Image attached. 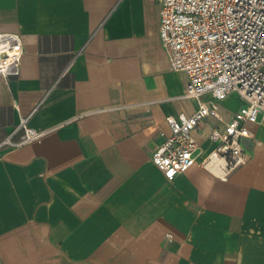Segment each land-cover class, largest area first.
Instances as JSON below:
<instances>
[{
    "label": "crops",
    "instance_id": "0c3cea01",
    "mask_svg": "<svg viewBox=\"0 0 264 264\" xmlns=\"http://www.w3.org/2000/svg\"><path fill=\"white\" fill-rule=\"evenodd\" d=\"M159 18L160 0H0V31L22 41L0 142L26 117L49 130L0 150V264H264V113L225 179L196 163L167 181L151 162L166 117L197 109ZM213 125L192 131L200 152Z\"/></svg>",
    "mask_w": 264,
    "mask_h": 264
},
{
    "label": "built area",
    "instance_id": "2783aa9c",
    "mask_svg": "<svg viewBox=\"0 0 264 264\" xmlns=\"http://www.w3.org/2000/svg\"><path fill=\"white\" fill-rule=\"evenodd\" d=\"M159 38L170 68L187 77L182 97L195 100L197 109L166 117L169 134L160 133L151 162L167 181L196 163L225 179L245 164L247 124L264 113V0H160ZM21 56L20 36L0 31V77H17ZM231 95L241 104L226 120L219 103ZM207 119L218 125L211 126L212 148L203 153L192 131ZM27 120L0 142V150L38 142L49 131L32 129Z\"/></svg>",
    "mask_w": 264,
    "mask_h": 264
},
{
    "label": "rangeland",
    "instance_id": "374dc122",
    "mask_svg": "<svg viewBox=\"0 0 264 264\" xmlns=\"http://www.w3.org/2000/svg\"><path fill=\"white\" fill-rule=\"evenodd\" d=\"M231 105H232V104H230V105H229V104H227L226 106H227V107L230 109V108H231Z\"/></svg>",
    "mask_w": 264,
    "mask_h": 264
},
{
    "label": "snow or ice",
    "instance_id": "6c2138e0",
    "mask_svg": "<svg viewBox=\"0 0 264 264\" xmlns=\"http://www.w3.org/2000/svg\"><path fill=\"white\" fill-rule=\"evenodd\" d=\"M169 175H171V173H169Z\"/></svg>",
    "mask_w": 264,
    "mask_h": 264
}]
</instances>
